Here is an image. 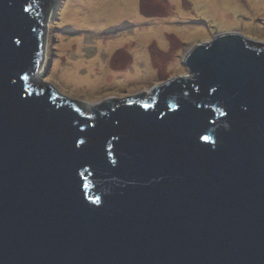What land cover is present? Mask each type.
<instances>
[{
    "label": "water",
    "instance_id": "water-1",
    "mask_svg": "<svg viewBox=\"0 0 264 264\" xmlns=\"http://www.w3.org/2000/svg\"><path fill=\"white\" fill-rule=\"evenodd\" d=\"M48 4L0 0V264H264V39L86 104L40 84Z\"/></svg>",
    "mask_w": 264,
    "mask_h": 264
},
{
    "label": "rangeland",
    "instance_id": "rangeland-1",
    "mask_svg": "<svg viewBox=\"0 0 264 264\" xmlns=\"http://www.w3.org/2000/svg\"><path fill=\"white\" fill-rule=\"evenodd\" d=\"M222 32L264 39V0H55L40 84L86 104L152 95L190 74L185 54Z\"/></svg>",
    "mask_w": 264,
    "mask_h": 264
},
{
    "label": "bare ground",
    "instance_id": "bare-ground-1",
    "mask_svg": "<svg viewBox=\"0 0 264 264\" xmlns=\"http://www.w3.org/2000/svg\"><path fill=\"white\" fill-rule=\"evenodd\" d=\"M67 71L68 72L69 71L72 72V74L75 75V77L77 78V75H78V64L73 65Z\"/></svg>",
    "mask_w": 264,
    "mask_h": 264
},
{
    "label": "flooded vegetation",
    "instance_id": "flooded-vegetation-1",
    "mask_svg": "<svg viewBox=\"0 0 264 264\" xmlns=\"http://www.w3.org/2000/svg\"><path fill=\"white\" fill-rule=\"evenodd\" d=\"M49 1V4H48V12H50V14H51V12H52V8H54V2H55V0H48Z\"/></svg>",
    "mask_w": 264,
    "mask_h": 264
}]
</instances>
